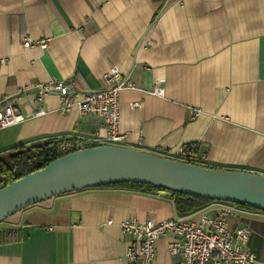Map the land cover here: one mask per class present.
Listing matches in <instances>:
<instances>
[{"label":"crops","instance_id":"0c3cea01","mask_svg":"<svg viewBox=\"0 0 264 264\" xmlns=\"http://www.w3.org/2000/svg\"><path fill=\"white\" fill-rule=\"evenodd\" d=\"M111 69L135 86L120 95L122 147L165 157L193 145L204 166L264 176V0H0L3 104L31 115L35 91L18 97L20 89L71 80L77 92L97 90ZM41 107L44 116L0 130L1 158L31 142L105 131L76 106L64 113L56 94ZM223 208L215 201L180 215L169 193L125 188L60 195L0 223V264H128L122 222L198 221ZM226 221L251 228L248 247L264 261V212L238 206ZM168 243L157 241L155 264L178 260Z\"/></svg>","mask_w":264,"mask_h":264},{"label":"built area","instance_id":"2783aa9c","mask_svg":"<svg viewBox=\"0 0 264 264\" xmlns=\"http://www.w3.org/2000/svg\"><path fill=\"white\" fill-rule=\"evenodd\" d=\"M39 46L47 48V40L33 42L26 40L25 48ZM103 86L97 90L77 92L73 81L38 82L19 90L18 97L24 92L35 91L34 105L36 111L24 115L14 102H0V130L21 125L33 118L42 117L46 111L41 107L51 95H58L63 101L62 111L69 113L75 106L81 116L101 118L104 122V133L93 138H75L74 143H64L62 152L80 151L98 146H122L124 136L120 132V95L124 90L134 89L129 76L118 69H111L102 78ZM155 97H164L163 88L149 92ZM138 108L139 104H132ZM201 113L195 110V116ZM193 145H181L166 152L165 157L189 164L200 165V160ZM225 208L217 213L202 214L198 221L185 219H168L164 221L136 218L128 219L121 224L122 233L132 238L128 247L126 261L128 264H155L157 258V241L167 238L168 252L178 260L173 264H264L250 250L248 243L252 230L248 226L231 229L226 221L239 206L226 203Z\"/></svg>","mask_w":264,"mask_h":264},{"label":"water","instance_id":"95a60500","mask_svg":"<svg viewBox=\"0 0 264 264\" xmlns=\"http://www.w3.org/2000/svg\"><path fill=\"white\" fill-rule=\"evenodd\" d=\"M143 184L264 211V176L209 168L122 146L71 152L0 190V223L54 197L117 184Z\"/></svg>","mask_w":264,"mask_h":264},{"label":"trees","instance_id":"16d2710c","mask_svg":"<svg viewBox=\"0 0 264 264\" xmlns=\"http://www.w3.org/2000/svg\"><path fill=\"white\" fill-rule=\"evenodd\" d=\"M75 138L71 137H55L47 141L31 142L28 146H23L12 152L9 156L0 157V190L10 185L11 183L18 181L24 176L44 169L52 162L57 159L71 153L62 152L60 147L64 143H74ZM201 166H204L200 163ZM209 167V166H205ZM211 168V167H209ZM111 188H125L139 191L149 192H165L171 194L174 200V206L180 215H186L193 213L201 207L215 202L213 200L204 199L196 196H191L179 192L169 191L154 186L143 185V184H117L107 186ZM227 203V202H226ZM242 208H246L254 211H261L246 205L237 204ZM264 212V211H261ZM15 232H9V236L14 235ZM7 239V236H4Z\"/></svg>","mask_w":264,"mask_h":264}]
</instances>
